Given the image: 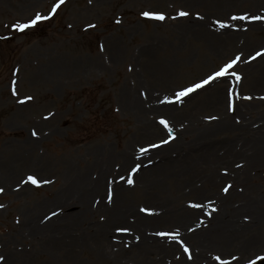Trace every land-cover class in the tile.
<instances>
[{"label": "rangeland", "instance_id": "obj_1", "mask_svg": "<svg viewBox=\"0 0 264 264\" xmlns=\"http://www.w3.org/2000/svg\"><path fill=\"white\" fill-rule=\"evenodd\" d=\"M57 3L0 0V264H258L264 0ZM237 56L240 80L176 99Z\"/></svg>", "mask_w": 264, "mask_h": 264}, {"label": "snow or ice", "instance_id": "obj_2", "mask_svg": "<svg viewBox=\"0 0 264 264\" xmlns=\"http://www.w3.org/2000/svg\"><path fill=\"white\" fill-rule=\"evenodd\" d=\"M64 3H65V0H59V3L54 5V7L52 8V12L55 13L56 10ZM143 15L145 17H151V18H154V19H157V20L165 19V16L163 14L144 12ZM179 15L187 16L188 13L187 12H180ZM48 18H49L48 16H42L41 14L37 13L35 18L30 20L29 22L23 23V24H17L15 26L18 29L23 30V29H26V28H29L31 26L36 25L37 22L40 21V20H44V19H48ZM252 18L253 19L264 20V17H260V16L252 17ZM232 19L233 20H243V19H247V17H243V16L242 17H236V16H234V17H232ZM220 26L221 27H225L226 25L220 24ZM261 55H264V53H261V52H257L256 53V56H261ZM253 59H255V57H253ZM239 60H240V57L237 56L235 59L231 60L230 62H228L224 66H222L218 71L214 72L212 75H209L206 79H204V80H202V81H200L198 83L192 84L191 86H188V87L184 88L182 91H180V92L175 94L176 95V99L179 100L182 97L188 96L190 93H193L196 90L205 87L206 85L210 84L212 81L217 80V79L222 78V77H225V76H228V75L234 76L237 80H240L241 77L239 75H237L234 71L230 72V70L236 65V63ZM28 99H32V98L28 97ZM168 102H171V101H168ZM160 123L163 124L166 128L168 127V122L166 120L161 119ZM35 134L36 133L34 132L33 135H35ZM162 143H168V141L164 140V141H162ZM152 147H159V145L153 144ZM140 151L143 153V152H146L147 149L141 148ZM139 168H140V165L137 164L134 168H132V172L133 173L137 172L139 170ZM27 181L31 182L32 184H35L37 186H39V184H40V181H38L35 176H28ZM43 182L44 183H48L49 181L45 180ZM127 182L129 184L134 183V181L132 179H129ZM230 187H231V185L225 187L223 189L224 192L227 193ZM2 191H3V189L0 188V192H2ZM108 199H109V201L112 199L111 194L108 195ZM2 207H3V205H0V208H2ZM192 207H200V205H192ZM145 211H147V209H145ZM53 214L55 215V213H53ZM158 235H160V236H168L172 240H179V235L180 234H179L178 231H176V232H160V233H158ZM179 243L183 246V250L186 253H189L188 258L191 259L192 257H191L190 250L188 249V247L184 246V242L182 240H179ZM3 259H4V257L0 256V260H3ZM216 259L220 260V257L217 256ZM234 259H235V257H234ZM258 259H260V258L258 257ZM221 264H229V262L221 260ZM250 264H256V262L255 261H251Z\"/></svg>", "mask_w": 264, "mask_h": 264}, {"label": "bare ground", "instance_id": "obj_3", "mask_svg": "<svg viewBox=\"0 0 264 264\" xmlns=\"http://www.w3.org/2000/svg\"><path fill=\"white\" fill-rule=\"evenodd\" d=\"M175 105H176V104H175ZM175 105H168L169 108H171V110H168L166 104H165V105H162V104L154 105V107H152V108L149 109V108H146V107H144V106L139 105L138 103H136V110H139V111H141V112H143V111H144V112H147V111H149V110L154 111V109H158V110H156V111H160V112H166V113H168L169 115H168L167 117H168V119L170 120V118H171V119H175V118H176V112L173 111V109H175ZM240 126L242 127V124H240ZM255 144H257V146H255V148H256V151L254 152L255 155H254L253 158H251V159L253 160V162H255L256 159H259L260 161L264 159V136H263V135H259V136H258V139H256V143H255ZM243 147H248V144L243 143V144H242V148H243ZM225 152H226V154H227L226 159L229 160V161H231V163H232L233 159H235L236 157H243V156H244V155H241V154H240V155L232 154L231 151L229 150V148H225ZM244 154L246 155V153H244ZM252 155H253V154L250 153V156H251V157H252ZM124 157H125L128 161H134V160H135L132 151H128V152L125 154ZM75 182L78 183V186H79L80 184H85V183H87V182H86V177H85V175L82 174V175H80V176H77ZM95 185H96V184H94V186H95ZM123 192H125V191H123ZM88 193H89V192H88ZM64 194H66V193H64ZM66 195H67V194H66ZM89 195H90V193H89ZM85 200H87L86 197L84 198V201H85ZM89 205H90V204H86V203H84V204H81V206H79V208H80L81 210L83 209L82 212H85L86 209H90V206H89ZM244 206H245V205H244ZM245 207H246V206H245ZM261 208H262V207H261ZM261 214L264 215V211H262ZM239 229H242V226L240 227V224H239Z\"/></svg>", "mask_w": 264, "mask_h": 264}, {"label": "water", "instance_id": "obj_4", "mask_svg": "<svg viewBox=\"0 0 264 264\" xmlns=\"http://www.w3.org/2000/svg\"><path fill=\"white\" fill-rule=\"evenodd\" d=\"M261 264H264V261Z\"/></svg>", "mask_w": 264, "mask_h": 264}]
</instances>
